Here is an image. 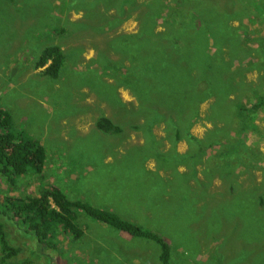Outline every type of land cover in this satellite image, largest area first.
Instances as JSON below:
<instances>
[{
	"label": "rangeland",
	"instance_id": "374dc122",
	"mask_svg": "<svg viewBox=\"0 0 264 264\" xmlns=\"http://www.w3.org/2000/svg\"><path fill=\"white\" fill-rule=\"evenodd\" d=\"M146 1L0 0V105L21 133L44 145L47 184L165 235L176 264H264V106L237 112V101L249 105L264 95V0H186L225 11L226 17H208L201 43L213 56L206 63L214 72L207 74L210 81L223 79L230 88L216 87L218 94L201 104L189 92L185 111L171 108L162 92L152 108L163 120L154 124L152 114L147 119L137 113L146 95L137 96L120 77L132 69L138 51L148 57L145 47L154 45L152 39L134 38L131 56L118 54L114 46L126 45V34L138 35L144 23H155L165 45V69L138 77L146 89L157 78L162 85L185 84L193 72L173 74L188 66L186 61L194 63L196 45L190 44V60L170 48L172 31L182 23L175 25L171 7L187 4L159 0L165 10L147 19ZM110 20L119 25L103 30ZM55 44L66 54L58 78L36 65L41 51ZM219 51L222 60L213 55ZM173 59L177 64L171 67L167 62ZM116 62L120 65L113 69ZM174 95L181 103L183 90ZM198 110V119L191 121ZM225 112L229 115L220 120ZM102 117L123 132L101 131ZM19 183L20 194L36 193L40 186L34 175ZM8 190L0 178V202ZM0 219L21 249L14 259L21 264H159L156 243L85 215L79 218L85 237L57 238V249L39 243L1 212Z\"/></svg>",
	"mask_w": 264,
	"mask_h": 264
},
{
	"label": "trees",
	"instance_id": "16d2710c",
	"mask_svg": "<svg viewBox=\"0 0 264 264\" xmlns=\"http://www.w3.org/2000/svg\"><path fill=\"white\" fill-rule=\"evenodd\" d=\"M199 3L197 1L195 4H191L190 2L187 3L186 0H182V4H187L189 10L186 9L188 6L181 5L179 2L171 7L172 13L177 18L175 25L182 22L179 25L181 29L172 31L175 36L170 37L171 50L179 55H186V59L190 60L192 58V54L189 51L190 44L196 45L194 51L195 60H190L194 63L186 61L189 65L179 67L173 74L178 76L184 75V73L188 75L193 72V76L184 75L187 77L186 83L179 87L183 90L181 103L175 99L174 92L178 91L179 88L173 83L162 85L161 79L157 78L156 83L148 85L146 89H143L138 83L137 79L143 72L163 73L165 69V63L162 61L165 45L162 43L161 32L154 30V22H150L149 25H146L147 22L144 23L140 27L138 35L126 34V39L129 40L126 45L114 46V49L118 50V54L131 56L129 43L134 38L145 35V37L152 39V44L154 43V45L145 47V53L148 54L147 58H141V54L138 51L132 69L120 75V77H124L128 86L137 96L146 95L145 100L143 102L140 101L137 113L147 119L148 114H152L151 124L163 120V114L154 111L152 108L153 98H159L162 92L170 100L171 108H181L185 111L189 92L193 91L196 94L194 102L197 103L198 101L207 100L211 95L218 94L214 93L216 87L222 89L230 88V85L224 82L223 79L210 81L207 74L211 73L214 76V72L210 70L206 63L212 60L213 56L208 53L210 47L207 46L205 48V44L201 43L208 24V17L219 18L215 14L226 17L224 15L225 11H215L213 9L214 12L212 9H208L205 4L201 3L199 5ZM208 7L210 8L211 6L208 5ZM146 8L150 12V17L147 19L161 16L165 10L163 5H160L159 0H147ZM118 25L119 21L110 20L103 24V30L114 29ZM187 26H190L189 30L186 29ZM61 30L64 31V29ZM54 32L56 34L60 33V28H55ZM178 33L191 35L186 37L178 35ZM218 37L221 38L222 35L219 34ZM213 55L220 60L224 57L221 51L214 52ZM65 63L66 54L62 46L58 44L44 48L36 60V65L38 67L46 66L45 72L53 78L60 76ZM167 64L172 67L177 64V60L173 59V62L168 61ZM119 65L118 62L114 63L113 69H117ZM198 104H201V102H198ZM226 106L227 104L224 105L225 109ZM263 106L264 95H261L255 101L251 100L249 105H243L240 101H237V112L238 114H248L252 107L258 110ZM226 113L221 114L220 120H223ZM198 117L199 110L191 116V121L197 120ZM211 118L215 117L211 116ZM97 126L107 134H120L123 132V128L108 117L100 118ZM19 129L10 111L0 105V178L5 180L9 186V190L3 192V199L0 202V212L3 216L12 219L23 230L33 234L39 243L57 249V245L53 243L57 238L68 236L69 238L80 240L85 237V229L79 222L80 216L85 215L132 238H141L156 243L159 246V264H176L171 242L165 235L128 217H123L119 212L111 208L93 205L91 202L82 199V197L72 198L58 186L47 184L44 181L45 174L43 175L47 159L44 145L36 136L27 132L21 133ZM29 175L36 176L40 180V186L36 193L21 191L20 194L21 185L19 182ZM20 252V247L9 240L7 225L0 219V264H21L14 260Z\"/></svg>",
	"mask_w": 264,
	"mask_h": 264
}]
</instances>
